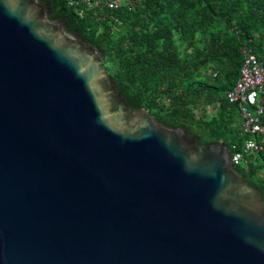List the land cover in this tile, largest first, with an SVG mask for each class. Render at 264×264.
<instances>
[{"label":"water","instance_id":"obj_1","mask_svg":"<svg viewBox=\"0 0 264 264\" xmlns=\"http://www.w3.org/2000/svg\"><path fill=\"white\" fill-rule=\"evenodd\" d=\"M0 0V264H264L228 146L130 108L97 45Z\"/></svg>","mask_w":264,"mask_h":264},{"label":"trees","instance_id":"obj_2","mask_svg":"<svg viewBox=\"0 0 264 264\" xmlns=\"http://www.w3.org/2000/svg\"><path fill=\"white\" fill-rule=\"evenodd\" d=\"M40 1L50 19L63 18L67 31L105 53V69L130 108L183 126L198 144L222 140L231 154L249 138L261 142L262 150L234 166L264 200V136L245 132L240 104L227 98L243 50L264 64V0H118L116 9ZM259 98L264 106V91Z\"/></svg>","mask_w":264,"mask_h":264},{"label":"built area","instance_id":"obj_3","mask_svg":"<svg viewBox=\"0 0 264 264\" xmlns=\"http://www.w3.org/2000/svg\"><path fill=\"white\" fill-rule=\"evenodd\" d=\"M70 3H82L87 7H92L98 3H103L110 9L119 6L118 0H69ZM244 51L243 63L240 67L238 79L233 88L227 92L229 102L240 104V114L242 127L257 137L264 136V122L261 117L264 114V106L260 102L259 94L264 91V64L255 54ZM262 143L253 138H249L239 151L231 154L234 164L246 162L248 155L262 150Z\"/></svg>","mask_w":264,"mask_h":264}]
</instances>
